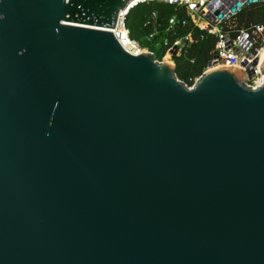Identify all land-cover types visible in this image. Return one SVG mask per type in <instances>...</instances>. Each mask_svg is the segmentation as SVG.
Segmentation results:
<instances>
[{
  "label": "water",
  "instance_id": "water-1",
  "mask_svg": "<svg viewBox=\"0 0 264 264\" xmlns=\"http://www.w3.org/2000/svg\"><path fill=\"white\" fill-rule=\"evenodd\" d=\"M129 1L0 0V264H264V61L188 86Z\"/></svg>",
  "mask_w": 264,
  "mask_h": 264
},
{
  "label": "built area",
  "instance_id": "built-area-1",
  "mask_svg": "<svg viewBox=\"0 0 264 264\" xmlns=\"http://www.w3.org/2000/svg\"><path fill=\"white\" fill-rule=\"evenodd\" d=\"M225 1L231 2V0H130L127 7L119 11L113 27L108 30L129 53L152 52L141 46L138 40L130 36L129 29L126 26V17L129 11L139 4L153 2L174 5L175 9L182 8L185 13V18L181 20L182 25L190 23L203 34H212L216 37L211 57L205 69L215 67L240 68L247 74L245 84L256 88L261 85L263 80V74L259 70L260 57L258 55L264 45V24L252 23L245 27L237 28L234 16L238 12L233 13L231 17L224 20L218 19L214 14L213 8L215 3H220L221 5ZM222 5L224 6V4ZM155 15L156 13L153 11L150 17L154 19ZM177 22L176 14L171 15L168 19V27L172 28ZM148 23L149 21L145 22V24ZM154 35L155 31L149 33L147 39H152ZM201 37H203L202 34L200 35ZM191 40L190 34L176 38L172 42L168 38H163L162 44L166 47L163 54L164 57L172 60L173 56L179 55L183 45ZM174 50L175 53H173ZM248 72L251 73L248 74Z\"/></svg>",
  "mask_w": 264,
  "mask_h": 264
},
{
  "label": "trees",
  "instance_id": "trees-1",
  "mask_svg": "<svg viewBox=\"0 0 264 264\" xmlns=\"http://www.w3.org/2000/svg\"><path fill=\"white\" fill-rule=\"evenodd\" d=\"M155 12L154 19L150 17L151 12ZM176 14L178 22L172 27H168V19ZM185 18L182 8H176L163 2L142 3L132 8L126 17V26L130 36L138 40L141 46L152 51L157 60H160L165 53L163 38H168L170 42L176 38H181L187 34L191 35V41H187L179 55L173 56L174 73L176 77L190 84L194 77L199 76L206 68L214 48L216 37L212 34H203L192 24H181ZM237 28L245 27L252 23L264 24V2L253 3L240 10L235 16ZM149 21L148 24H145ZM155 31L152 39L148 40L149 33ZM203 37L200 38V35Z\"/></svg>",
  "mask_w": 264,
  "mask_h": 264
},
{
  "label": "rangeland",
  "instance_id": "rangeland-1",
  "mask_svg": "<svg viewBox=\"0 0 264 264\" xmlns=\"http://www.w3.org/2000/svg\"><path fill=\"white\" fill-rule=\"evenodd\" d=\"M234 20H235V22H236V19H234ZM263 47H264V45H263ZM145 48H147V47H145ZM147 49H148V48H147ZM160 61H166V62H169V63H173V61H172L171 59H168V58L164 57V55L162 56V58L160 59ZM204 70H207V69H204ZM197 77H198V76H197ZM197 77H194V79H192V81H191L190 84H188V83H186V84L189 85V86H191V85L195 82V79H196Z\"/></svg>",
  "mask_w": 264,
  "mask_h": 264
},
{
  "label": "bare ground",
  "instance_id": "bare-ground-1",
  "mask_svg": "<svg viewBox=\"0 0 264 264\" xmlns=\"http://www.w3.org/2000/svg\"><path fill=\"white\" fill-rule=\"evenodd\" d=\"M218 4L220 5V3H218ZM222 4H224V3H222ZM258 56L260 57V59H259L260 60L259 61V66H260V63H262V61H264V47L262 48V50L260 51ZM210 69H212V68H210Z\"/></svg>",
  "mask_w": 264,
  "mask_h": 264
}]
</instances>
